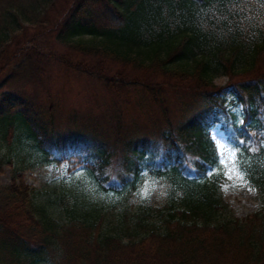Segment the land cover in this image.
Listing matches in <instances>:
<instances>
[{
    "label": "trees",
    "instance_id": "16d2710c",
    "mask_svg": "<svg viewBox=\"0 0 264 264\" xmlns=\"http://www.w3.org/2000/svg\"><path fill=\"white\" fill-rule=\"evenodd\" d=\"M30 28L98 58L76 71L97 74L118 92L135 86L163 106L160 133L119 134L110 143L104 130L93 133L97 138L56 130L39 95L24 94V87L43 84L50 54L24 46L26 38L37 42ZM107 58L167 79L136 86L127 68L105 76ZM223 76L242 104L251 133L245 139L259 149L245 151L240 164L262 200L244 218L223 198V171L205 177L206 166L218 167L211 128L220 123L231 138L240 121L216 83ZM182 90L191 94L183 98ZM170 97L182 104L176 123L168 117ZM14 125L26 128L44 161H69L71 171L84 166L104 192L131 195L148 172L167 178L174 194L162 208L132 218L59 196L55 203L66 214L60 219L14 171L0 183V264H53L67 253L75 264L100 257L101 264H264V0H0V126ZM4 165L11 161L0 156V175ZM75 231L83 233L79 239Z\"/></svg>",
    "mask_w": 264,
    "mask_h": 264
},
{
    "label": "rangeland",
    "instance_id": "374dc122",
    "mask_svg": "<svg viewBox=\"0 0 264 264\" xmlns=\"http://www.w3.org/2000/svg\"><path fill=\"white\" fill-rule=\"evenodd\" d=\"M21 21L23 25L28 24L24 22V19ZM35 31L34 28H30L27 32L28 37L34 38L37 35ZM35 38L37 42H34V39H32L33 42H30V39L26 38L23 39V44L27 47L37 45L47 52L46 54L50 52L51 55L48 54L45 63L47 76L45 74L43 84L40 83L36 87H24V94L39 95V106L52 116L56 130L79 136L86 135L89 138L95 137L93 134L95 131L104 130L106 132L105 141L110 143L118 138L116 136L119 134L123 137L127 136V138H136L160 133L159 131L166 121L163 106L151 102L141 94L140 90H135V86L124 88L118 92L105 85L102 82L103 79L99 78L97 74L89 76L76 71L80 64L88 65L97 62L98 58L88 55V52L62 45L51 34L42 39L38 35ZM10 49L12 52L13 48ZM129 64L107 58L104 60V65L109 72L105 76H112L115 72L127 68L126 71L130 74L128 82L136 84V86L150 78L158 79L160 84H164L167 79L162 73L157 78L156 75L150 73V69L144 70ZM114 79H116L114 82L116 83L117 77L108 80L113 81ZM168 81L174 82L172 79ZM216 83L224 87L223 95L229 108L242 120L243 107L240 103L236 104L232 88L227 86L228 78L220 77ZM116 86L117 84L114 88L120 89L119 86ZM181 92L183 98H187L191 94L186 90ZM169 99L168 117L176 123L183 116L182 104H177L172 97ZM211 133L216 143L217 136L227 138L220 124H215L211 128ZM0 156L11 161V165L3 166L0 183L8 184L14 171H20L24 181L30 184L34 199L38 203L46 204L60 219L66 214L61 213L59 205L55 203L59 196H66L72 201L76 200L86 207L111 211L114 217H118L125 210L129 212L130 218L134 217L137 212L146 210L145 208H162L173 200V185L167 178L155 177L148 172L144 173L142 182L131 195L104 192L99 189L95 178L85 170L87 168L84 166H79L71 171L69 170V161L61 163L44 161L35 141L27 135L26 128L22 126L14 125L7 129L0 126ZM221 189L224 200L229 203L240 218H244L262 207L258 191L247 179L244 181L235 177L225 179L223 174ZM151 218L158 221L156 216ZM131 225H133L132 222ZM75 232L78 234V239L80 238L79 234H83L80 231ZM70 239L74 240L71 233L68 234L67 248H69ZM81 260L84 264L89 262L85 258ZM102 261L101 257L96 258L95 264H101ZM53 264H75V262L67 253L61 258V261H56Z\"/></svg>",
    "mask_w": 264,
    "mask_h": 264
},
{
    "label": "snow or ice",
    "instance_id": "6c2138e0",
    "mask_svg": "<svg viewBox=\"0 0 264 264\" xmlns=\"http://www.w3.org/2000/svg\"><path fill=\"white\" fill-rule=\"evenodd\" d=\"M245 134L251 135L247 132L246 121L240 120L233 132L231 138H221L217 136L214 159V164L218 167H207L205 177L217 174L222 170L225 179H233L234 177L244 181L245 171L241 169L240 164L245 151H258L255 147H249V141L245 139ZM253 190V189H250Z\"/></svg>",
    "mask_w": 264,
    "mask_h": 264
}]
</instances>
